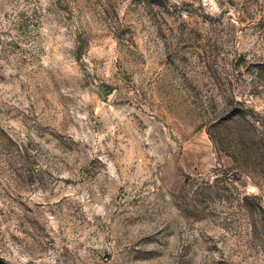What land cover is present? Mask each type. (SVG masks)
Here are the masks:
<instances>
[{"label":"rangeland","instance_id":"obj_1","mask_svg":"<svg viewBox=\"0 0 264 264\" xmlns=\"http://www.w3.org/2000/svg\"><path fill=\"white\" fill-rule=\"evenodd\" d=\"M0 264H264V0H0Z\"/></svg>","mask_w":264,"mask_h":264}]
</instances>
